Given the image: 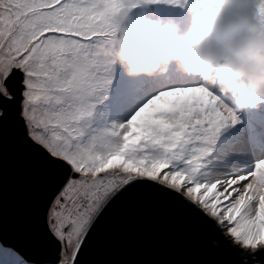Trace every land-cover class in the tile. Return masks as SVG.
<instances>
[{"label":"snow or ice","instance_id":"obj_1","mask_svg":"<svg viewBox=\"0 0 264 264\" xmlns=\"http://www.w3.org/2000/svg\"><path fill=\"white\" fill-rule=\"evenodd\" d=\"M264 15V0H257ZM186 0H0V138L44 178L37 252L0 229V264H90L101 223L149 203L222 259L264 264V124L177 64L130 82L101 45L123 11ZM171 98V99H170Z\"/></svg>","mask_w":264,"mask_h":264},{"label":"clouds","instance_id":"obj_2","mask_svg":"<svg viewBox=\"0 0 264 264\" xmlns=\"http://www.w3.org/2000/svg\"><path fill=\"white\" fill-rule=\"evenodd\" d=\"M191 23L175 15L123 11L100 51L129 78L177 64L244 112L264 106V15L257 0H186Z\"/></svg>","mask_w":264,"mask_h":264},{"label":"water","instance_id":"obj_3","mask_svg":"<svg viewBox=\"0 0 264 264\" xmlns=\"http://www.w3.org/2000/svg\"><path fill=\"white\" fill-rule=\"evenodd\" d=\"M44 178L13 135L0 138V229L40 252ZM90 264H203L222 259L195 225L160 205L115 209L100 226Z\"/></svg>","mask_w":264,"mask_h":264},{"label":"rangeland","instance_id":"obj_4","mask_svg":"<svg viewBox=\"0 0 264 264\" xmlns=\"http://www.w3.org/2000/svg\"><path fill=\"white\" fill-rule=\"evenodd\" d=\"M158 5H161V4H152V5H149L147 8H139V9H136L134 12H140L142 10H147L150 14H153L149 8L151 9L152 6H158ZM182 15H181V19L185 21L186 24H189L192 20V17H193V5L192 4H189V6L187 8H182ZM172 10H175L177 15H179L180 11L177 9V7H174V6H171V5H167L165 6V12L162 13L161 16H168L169 13L172 11ZM129 81L130 82H135V79L133 78H129ZM171 99V98H170ZM264 109V106L258 108V109H248L244 112L241 113L242 115V119L243 121L245 122V126H248V120L249 119H255L254 117V113L256 111H260L261 109Z\"/></svg>","mask_w":264,"mask_h":264},{"label":"bare ground","instance_id":"obj_5","mask_svg":"<svg viewBox=\"0 0 264 264\" xmlns=\"http://www.w3.org/2000/svg\"><path fill=\"white\" fill-rule=\"evenodd\" d=\"M165 6H167V4H161V5H158V6H152V9L149 8V10L156 14V15H159L161 16L163 12H165ZM144 11V10H142ZM150 14V13H149ZM181 14V12L179 13V15ZM169 15H175V16H179L177 15L176 11L175 10H172Z\"/></svg>","mask_w":264,"mask_h":264}]
</instances>
